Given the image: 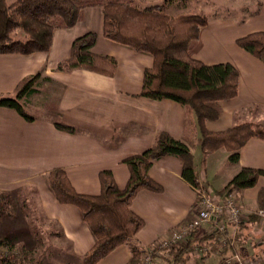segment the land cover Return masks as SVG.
I'll return each instance as SVG.
<instances>
[{
	"label": "crops",
	"instance_id": "crops-1",
	"mask_svg": "<svg viewBox=\"0 0 264 264\" xmlns=\"http://www.w3.org/2000/svg\"><path fill=\"white\" fill-rule=\"evenodd\" d=\"M133 1L139 8L161 6L157 1L152 3L155 0ZM168 1L173 3L166 0L165 13ZM230 1L238 3L247 14L237 15V19L221 15L206 19L198 40L189 48L190 58L205 65L228 63L238 73L237 97L221 103L220 118L205 125L213 133L236 124L259 126L264 122V64L235 45L241 37L264 32V0ZM102 25V9L86 8L82 20L72 28L53 32L47 53L0 55V99H13L21 81L38 75L18 102L30 121L12 109L0 107V194L30 188L41 216L56 226V235L62 239V245L54 247L56 256L69 260V264H80L93 247L94 239L75 207L56 202L47 187V174L62 170L76 193L97 196L99 173L109 172L116 187L123 190L129 178L124 159L148 150L159 133L176 140L182 136L184 109L180 105L140 96L144 73L151 69L152 58L107 41L102 35ZM89 33L96 35L92 54L116 62L114 75L108 77L87 70L57 71V66L68 59L72 43ZM56 124L67 126L72 132L60 131ZM199 146L197 136L192 150L197 181L216 194L240 169L264 171L262 140H249L239 153L237 165H232L227 175L216 171L215 176L210 172L222 151L203 158ZM198 156L202 157L201 164ZM180 174L176 158L154 162L148 176L161 187V192L142 190L132 200L130 211L144 223L136 235L141 251L190 219L196 195ZM213 175L218 181H214ZM262 190L263 177L253 188L238 192L245 209L263 210L257 200ZM228 231L234 240V252L245 259L264 260V218H249L242 227ZM230 254L226 251L217 257L210 252L202 263L221 264ZM130 258V247L122 245L99 264H127ZM196 261L192 257L186 264ZM153 264L172 263L167 255L155 259Z\"/></svg>",
	"mask_w": 264,
	"mask_h": 264
},
{
	"label": "trees",
	"instance_id": "trees-1",
	"mask_svg": "<svg viewBox=\"0 0 264 264\" xmlns=\"http://www.w3.org/2000/svg\"><path fill=\"white\" fill-rule=\"evenodd\" d=\"M166 5L167 2L162 6L139 8L133 0H16L11 4L0 0V55L47 53L55 30L72 28L82 20L86 8L100 7L102 35L107 41L152 58L151 69L144 73L140 96L154 101H172L184 109L179 140L159 133L148 150L122 161L129 171L123 190L116 187L109 172L99 173L100 194L97 196L76 193L62 170L47 174V187L56 202L75 207L93 236L94 245L80 264H99L122 245L130 247L131 258L127 264H140L143 251L136 244V235L144 223L130 211V204L142 190L161 192V187L148 176L154 162L166 157L176 158L181 166L182 180L191 187H198L192 155L197 136L200 137L203 158L221 150L228 154L227 161L231 165H237L239 153L249 140L264 141V130L255 124H236L218 133L206 129V123L220 118V104L237 97L238 73L228 63L205 65L190 58L189 48L198 40L207 20L201 16L167 15ZM95 41L96 35L92 33L77 38L71 45L68 59L57 66V71L87 70L113 76L116 62L93 55L91 50ZM235 45L264 64V32L241 37ZM37 78L38 75L21 81L14 98L0 99V107L12 109L30 121L18 102ZM55 126L60 131L72 132L65 125ZM262 177V170L240 169L219 194L251 189ZM7 196L0 194L3 204L8 202ZM257 200L259 208L264 210V190L259 192ZM3 204H0V215L3 214ZM211 240L212 237L195 232L187 245L173 248L166 256L170 257L172 264H186L194 246L208 245ZM233 246L227 251L233 253ZM0 249L12 254L16 247L9 239L3 238L0 239ZM17 262L14 256L0 254V264Z\"/></svg>",
	"mask_w": 264,
	"mask_h": 264
},
{
	"label": "rangeland",
	"instance_id": "rangeland-1",
	"mask_svg": "<svg viewBox=\"0 0 264 264\" xmlns=\"http://www.w3.org/2000/svg\"><path fill=\"white\" fill-rule=\"evenodd\" d=\"M156 1L161 6L166 2V0H155L152 3ZM6 2L11 4L16 0H6ZM235 6H238V3L236 5L230 0H173V3H168L166 13L173 17L201 16L206 19L215 15L237 19V15L247 14L239 6L234 10ZM259 126L264 128V122H261ZM263 128L261 129L264 130ZM220 153L217 154V161L214 162V165L217 164L215 169H210L215 176L216 171L227 175L232 170V165L227 161L228 154L224 151ZM198 161L199 163L202 161L201 156H198ZM215 176L213 175L212 178L218 181ZM217 185H220V182ZM217 185L212 186L216 188ZM29 189L21 188L8 193L6 204L0 201V204H3V214L0 215V239H9L16 247L12 254H7L5 250L0 249L1 256H14L18 264H69V260L59 259L56 256L57 250L54 247L62 245V239L56 235V226L41 216L33 192ZM239 202L242 205L240 196ZM242 207L244 208L243 205ZM245 211L251 210L245 209Z\"/></svg>",
	"mask_w": 264,
	"mask_h": 264
},
{
	"label": "built area",
	"instance_id": "built-area-1",
	"mask_svg": "<svg viewBox=\"0 0 264 264\" xmlns=\"http://www.w3.org/2000/svg\"><path fill=\"white\" fill-rule=\"evenodd\" d=\"M192 188L196 201L190 219L177 225L166 236L158 239L153 246L144 250L140 264H153L155 259L164 258L173 248L187 245L195 232L212 237L208 245L194 246L191 257L197 259L195 264H203V257L210 252L222 257L225 251L234 245V240L229 236V229L236 230L247 223L251 216L264 218V210L245 211L239 202V193L236 190L216 194L209 187L202 185ZM221 264H264V260L245 259L233 252L225 257Z\"/></svg>",
	"mask_w": 264,
	"mask_h": 264
}]
</instances>
